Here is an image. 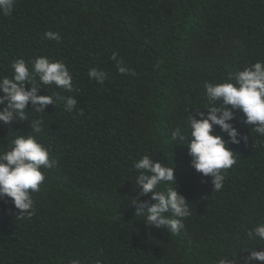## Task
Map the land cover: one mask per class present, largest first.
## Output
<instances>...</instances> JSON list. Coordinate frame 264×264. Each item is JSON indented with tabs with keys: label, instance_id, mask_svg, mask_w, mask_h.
<instances>
[{
	"label": "trees",
	"instance_id": "trees-1",
	"mask_svg": "<svg viewBox=\"0 0 264 264\" xmlns=\"http://www.w3.org/2000/svg\"><path fill=\"white\" fill-rule=\"evenodd\" d=\"M48 30L61 40L44 39ZM40 55L63 61L74 87L41 85L36 94L73 95L77 105L35 113L29 103L28 120L0 121L4 151L16 135H32L30 120L39 116L37 140L57 161L32 194L31 218L17 219L11 201L0 200V264H217L264 249L246 236L264 220V137L254 125L227 106L248 141L228 143L236 163L220 191L170 137L189 115L206 114L204 82L264 62V0H16L0 15V76L11 77L14 59L31 68ZM117 60L131 73L120 74ZM91 67L107 74L102 85L89 80ZM143 155L173 166V186L189 201L178 234L135 215L132 198L152 202L135 187L134 162Z\"/></svg>",
	"mask_w": 264,
	"mask_h": 264
},
{
	"label": "clouds",
	"instance_id": "clouds-1",
	"mask_svg": "<svg viewBox=\"0 0 264 264\" xmlns=\"http://www.w3.org/2000/svg\"><path fill=\"white\" fill-rule=\"evenodd\" d=\"M16 0H0V15H10L14 10ZM43 38L59 42L61 36L54 31H45ZM114 52L112 59L116 60ZM10 68L11 77L0 76V121L8 124L10 121L28 120L26 105L31 103L35 113H43L47 105L61 103L63 109L71 113L77 105L73 95H37V88L54 85L66 92L73 91V77L67 65L61 60H51L40 55L33 59L31 68L24 59H14ZM117 70L120 74H130L131 69L123 66L117 60ZM89 80L103 84L107 79L105 71L91 67L88 70ZM25 84L29 87L26 89ZM207 99V112L197 111L201 118L189 115L183 127L177 126L171 131L172 144L186 146L191 157L190 165L203 176L211 177L213 191L224 187V170L232 167L236 160L234 151L228 143H247L244 135L230 121L233 111L238 109L243 115L244 125H254L252 129L264 137V62L256 61L228 74L222 82H204ZM219 102V103H218ZM32 135H16L9 141V147L0 151V200L9 199L18 210L16 218L20 220L31 218L35 213L33 193L39 192L45 181L44 170L52 169L57 161L50 158L49 149L37 140V135L43 131L44 121L39 116L30 120ZM218 126L220 133L214 132ZM221 133L228 137L226 141ZM137 171L135 187L140 196H150L148 200L132 198L136 204L135 215L143 217L146 226L166 230L170 234H178L184 228V219L191 215L189 201L175 189L173 166L162 164L149 155H143L134 162ZM250 240L264 242V220L252 224L246 229ZM259 245H264L260 243ZM248 255L239 258H219L217 264H255L264 262V249L245 248ZM69 264H80L72 259Z\"/></svg>",
	"mask_w": 264,
	"mask_h": 264
}]
</instances>
